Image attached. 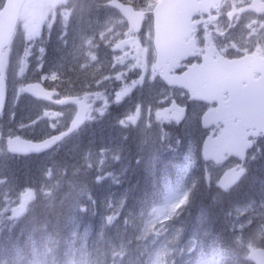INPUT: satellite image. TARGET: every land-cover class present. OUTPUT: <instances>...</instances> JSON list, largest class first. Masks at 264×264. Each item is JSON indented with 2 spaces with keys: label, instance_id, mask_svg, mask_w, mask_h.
<instances>
[{
  "label": "rangeland",
  "instance_id": "1",
  "mask_svg": "<svg viewBox=\"0 0 264 264\" xmlns=\"http://www.w3.org/2000/svg\"><path fill=\"white\" fill-rule=\"evenodd\" d=\"M121 1L135 5L138 10L148 11L159 0ZM232 1L237 3V5L243 3L241 0H230L226 10L230 9ZM98 2L102 3L104 1L98 0ZM86 5H83L81 0H25L12 47H8L0 55V69L2 68L4 71H7L10 85L9 102L4 111L3 118L0 120V131L4 135L3 142H0V161H7L11 158L5 150V138L20 137L40 140L64 129L65 126L61 125V123L64 121L69 122L74 113L70 108L56 110L50 105L33 102L21 91V87L25 83L32 81L54 83L58 81L60 85L61 82L69 81L70 78L72 79V75H75L76 83L81 84L82 77L85 75L87 80L90 79L93 89L95 85H93L92 81L96 78L97 83L100 82V87L98 86L95 90L98 92L102 91V93L95 99L96 104L94 109L90 111L88 121L92 122L98 116H103L106 124L108 126L110 124L119 134L114 136L115 142H110L113 138L112 134H106L110 140L106 144H104L105 140L102 141L103 144L99 149L92 150L86 145L82 151L81 149L79 150V154H81V158L79 159L86 164L88 169L94 165L97 181L99 185L102 184L105 188L103 191L98 188L101 193L98 199L102 201L99 203V207L102 209L100 213L104 216V219L107 218V222H111L117 215L124 200L123 196L126 191L122 189L123 183L119 179L123 178L129 166L134 167V172L141 169L148 174L151 171V166L153 165L151 159L154 156H149L147 143L149 141L152 147H158L164 136L162 135L163 131L161 129H154L152 123V121L161 122L163 118L155 119L153 115L149 119L151 120L149 122L150 125L147 124L149 121V108H154L157 118L162 117V110L159 108V105L161 103L160 99L164 97L157 98V96L160 93H165V90L154 86L153 102L150 98L147 99L146 92L142 87L136 91L137 99L128 97L129 89L139 80H142L143 74L149 68L145 52L150 44L151 34L147 35L148 32H145V36L133 37L134 45L132 47L123 45L119 48L116 44L124 38H129L126 21L115 11L98 7L93 9ZM94 10L96 15H98L99 11L105 12L103 25L98 33L108 32L110 28L115 30L114 34L107 35L105 60L101 62L96 61L95 63L86 61V64H81L67 59L64 55L63 58L59 59L58 63L53 56L49 57V59L54 63L51 60L47 63L44 62V64L37 63L36 60L39 58L37 55L45 50V44L41 38L44 32L50 34L52 30L57 31L58 29L53 27L56 22H58V27L65 29L68 26L70 18L78 11H85L92 18ZM241 21L240 19L236 20L238 23H241ZM146 30H150L149 26L146 27ZM239 37V35L234 36L233 39H238ZM247 41L248 38H246ZM52 50L55 51L56 48L52 47L50 51ZM11 51L13 52L12 58L10 57ZM96 51L95 49L90 54H97ZM74 52L77 54L76 50ZM114 62L117 63L116 66ZM150 73L155 74L151 70ZM110 75L113 78L117 75V80L111 79ZM101 76L105 77L99 78ZM109 79L112 81V84L108 82ZM120 80H123L122 87L117 94L120 97L113 99L116 102L115 111H119V119L121 120H117V122L120 125H117L113 120L117 116L115 114L109 119L108 124L105 119L108 118V114L104 113L103 109L105 101L108 100L106 90L112 88ZM51 86L54 85L52 84ZM168 92L172 93V95L167 96V98L181 97L180 91H174L175 93L172 91ZM196 109L193 108L191 110V113L183 124L178 126L179 128L172 125L168 139L162 141V146L167 147L168 145L169 149L167 150H169V154H172L179 161L174 165L176 170V177L174 179L164 176V170L169 166V158L162 160L163 163L157 162L154 167V169H157L159 166L161 170H159L158 178L160 179L159 183L165 188V193L162 195L161 201L151 207L145 214L143 231L144 236H147L148 247L146 253H148V256L140 259V264H163V257L166 256L164 254L165 251L170 246H173L174 239L179 233L178 228H168L167 226L171 224L170 217L176 212V209L183 206L186 201L187 187L190 184L187 177L194 165V159L197 157L198 159L201 158V138L204 134L198 128L197 117H199V114ZM68 112L69 115L67 116ZM140 112H143V116L141 121H138L136 118ZM171 136L175 138L173 145H171ZM117 139H119L118 142ZM69 143H71L70 139ZM129 149L135 152L136 157H129L127 153H120L121 150ZM180 150H182L181 153ZM252 151L246 153V162L243 163L246 169L248 167L247 162L252 157ZM163 152L165 151H161V153ZM47 157L45 156V158ZM53 167H48V170L43 174L44 180H50L53 177ZM202 169L204 178L208 183L211 180H215L216 183L218 175L222 172L210 164H203ZM149 177L148 174L146 178ZM44 186L46 187L42 188L43 194H48L51 189L46 184ZM33 197L34 191L31 189L21 188L19 184L11 185L6 178L0 179V233L5 228L9 230L13 227V223L22 216L28 204L33 200ZM222 217L229 227L227 231L230 232L231 236L233 235L232 239L236 245H239L241 239H245V243L239 248L240 260L243 257L247 258L250 250L259 246L264 248V224H262L264 223V189L260 192L258 199L241 201V203L234 204L229 210L223 212ZM187 244L191 248L195 246L194 242H190V240H187ZM44 251L46 255L50 250L49 248H45ZM206 251L208 254L202 255V258H196L190 264H209L213 262L212 257L214 256H218L221 259L220 262H222L227 257L225 256L227 252L224 250L223 244L215 246L214 249L208 248ZM33 253V255L37 256L36 251ZM9 254H12L9 264H28V261H30V259L22 261L24 258L16 246L11 248ZM0 264H8V260L5 261L0 258ZM29 264H40V262H36L33 259ZM107 264L118 263L115 258H110ZM183 264L188 263L185 262Z\"/></svg>",
  "mask_w": 264,
  "mask_h": 264
},
{
  "label": "trees",
  "instance_id": "2",
  "mask_svg": "<svg viewBox=\"0 0 264 264\" xmlns=\"http://www.w3.org/2000/svg\"><path fill=\"white\" fill-rule=\"evenodd\" d=\"M105 119L109 124V119ZM106 134H112L110 142H115L114 136L119 133L103 118L92 121L89 134L80 130L73 135L74 139H70L71 143L69 139L65 140L47 158L42 154L9 156V160L0 161V179L6 178L11 185L19 184L21 188L34 191L33 200L22 216L13 223V227L0 233V258L8 260L9 264L12 256L9 252L13 246L20 250L22 261L34 259L40 264H107L110 258H115L118 264H140V259L148 256L143 224L145 214L161 201L165 193V188L159 183V166L154 169L157 162H163L156 161L148 173L149 178H146V171L134 172V167L129 166L123 178L119 179L126 191L123 203L113 221L107 222L100 213L99 203L102 201L98 199L101 195L98 188L101 191L105 188L97 181L94 165L88 169L79 159L82 147L88 145L96 150L102 146V141L108 143L110 139ZM174 139L171 136V145ZM120 153L135 156L132 149L121 150ZM168 161L164 176L174 179V165L179 160L171 154ZM193 164L187 177L190 184L186 201L176 209L170 217L171 224L167 226L178 228L179 233L173 246L165 251L163 264H190L208 254V248L214 249L222 244L215 239L216 235H230L223 212L241 201L258 199L264 189V138L255 142L246 175L226 192L217 187L215 180L206 182L202 169L204 163L198 157ZM50 166H54V175L50 180H44L43 174ZM44 184L51 189L48 194H43ZM190 237L198 243L192 249L187 244ZM45 248L50 250L46 255ZM34 251L37 256L33 255ZM225 256L221 263L236 264L239 259L236 250L227 251ZM212 258L218 264L221 261L218 256ZM246 264H250L247 259Z\"/></svg>",
  "mask_w": 264,
  "mask_h": 264
},
{
  "label": "flooded vegetation",
  "instance_id": "3",
  "mask_svg": "<svg viewBox=\"0 0 264 264\" xmlns=\"http://www.w3.org/2000/svg\"><path fill=\"white\" fill-rule=\"evenodd\" d=\"M103 1L104 2L100 3L98 0H85V3L88 4L86 5L87 7H92L93 9H95V7L109 9V7L106 5L108 0ZM241 1H243L241 5H237V3L232 1L230 9L226 10L230 0H219L218 3H213L208 8L198 11L192 15L188 21V33L181 39L180 45L184 54L183 58L179 62L175 63V66H171L168 71V76H178L187 72L189 68L195 67L198 74H195L193 87L197 92L201 91L203 87L210 86L209 81H216L217 84H213V88L217 94V97L211 102L195 99L191 97L189 91L183 85H168L161 79V72L163 68L161 66H156V54L153 45L154 35L152 32V19L149 12H146L145 14L142 28H140L137 32L130 31L127 28L129 38H124L118 44H116L119 48H121L123 45H126V47H132L134 45L133 37L138 38L141 35L145 36V32H148L147 35L151 34L150 44L148 45V49L145 52L147 61L149 63V68L146 70V73L143 74L142 80H139L129 89L128 97L131 99H137L138 96L136 95V91L140 90L142 87L146 92L147 99L150 98V100L153 102L154 86L159 87L161 90H165V93H160V95L157 96V98L164 97L160 99L161 103L159 105V108L162 110V117H156L153 107L149 108L148 116V120L152 118L153 115L155 119L163 118L161 122L152 121L154 129H161V131H163L162 135L164 138L162 141L168 139L172 125H175L176 128H179L178 126L183 124L193 108H197L196 111H198L199 114V117H197V123L200 132L204 134L201 138L202 141L204 137L210 132L211 137H215L223 128L222 123H212L208 129H203L200 123L201 115L206 110H213L217 109L218 107H227L229 93L232 91H235L239 96L244 97L246 93V78L249 81L260 79L264 82V0ZM74 15L76 16L69 20L68 26L65 29L61 28L62 35H60V33L57 37L59 39V44L55 43L57 49L56 52H52L51 56L56 58L57 63L59 62V59L63 58L64 55L67 59L81 64H86V61L89 63H95L96 61L101 62L102 60H105L107 50L105 45L108 41L107 35L114 34L115 31L113 28H110L108 32L105 31L98 33L101 26L103 25L105 12L99 11L98 15H96L94 10V16L92 18L85 11L75 12ZM239 19L242 20L241 23L236 22V20ZM147 26H149L150 30H146ZM238 35L240 36L238 39H233L234 36ZM43 38L46 40L47 36H43ZM246 38H248L247 42ZM55 44L53 43L51 46H55ZM59 47H61L62 50H66V53L64 54L59 52ZM95 49L97 50V54H90V52L94 51ZM75 50L77 51V54L74 52ZM38 56L39 58L36 60L37 63L44 64V62L47 63L49 60H51L49 59L51 56L46 53V50L42 51L40 54H38ZM254 61L262 63L261 67L259 68L262 71L255 69L254 66L251 65V63L255 65ZM237 62L240 63L233 67V75L231 74L230 76L228 67L233 66V63ZM114 63L116 66L117 63ZM165 64L167 66L168 61ZM202 66L211 67L206 70L205 74H202V71H198ZM150 70L155 74H151ZM210 71H214L211 77L206 75V73ZM246 71L248 72L247 77ZM117 75L114 78L110 75L112 77L111 79L117 80ZM103 77L105 76H101L99 78ZM95 79L96 78H94L92 81L93 85H95L93 86V89L90 79L87 80L85 75L82 77L81 84L76 83L77 81H75V75H72V79L70 78L69 81L61 82L60 85L58 84V81L54 83H47L44 81L41 83L44 87L56 92L54 101L47 103L33 99L31 100L37 103L50 105L56 110L70 108V110L74 112V116L78 102H80L84 96L85 102L88 103L90 107L86 112V118L83 125L80 127V129L69 136L70 138L74 139L73 135L75 133L78 134L81 129L86 131L88 134L90 132L91 122L88 121V117L90 111L94 109L96 104L95 99L98 98V96L102 93V91L98 92L95 90L100 85V82L97 83ZM122 81L123 80H120L112 88L106 90L108 100L105 101L103 107L105 111L104 113L108 114V119H110L114 114L117 115L113 119L117 125H120L117 120L121 119H119V111H115L116 102L113 99L120 97V95L117 96V94L122 87ZM108 82L112 84L110 79ZM52 84L54 86H51ZM253 86L259 88V90L264 89L262 87L261 81L254 83ZM168 91H172L173 93H175L174 91H180L181 97L167 98V96L172 95V93ZM69 97H76L77 99L75 102L67 104L61 105L57 103L60 100ZM117 102L121 103L120 101ZM244 105L245 103L243 106ZM172 108H175L177 111L184 114L181 120L175 119V111ZM68 115L69 112L67 113V116ZM142 116L143 112H140L136 119L141 121ZM101 117L102 116H99L98 118ZM150 121L151 120H149L147 124H149ZM235 121L236 119H234L232 122ZM68 124L69 122L67 121L61 123V125H64L65 128L68 126ZM122 124L124 123L122 122ZM162 141L158 147H152L148 141V154L149 156H154L151 159V163L159 159L165 160L169 158L170 154L169 150H167L169 147L168 145L167 147L162 146ZM161 151L165 152L161 153ZM236 160L237 159L235 158L229 157L224 164L213 166L220 169L221 171H224L230 166H235L238 161ZM244 162H246V157ZM232 236L231 234H220L216 235L215 239L219 240L223 244V248L226 252L233 251L234 249L238 251L237 254L239 255V259L236 264H246V258L243 257V259L240 260L239 254V248H241V245L245 243V239H241L239 245H236L233 242ZM190 242H194L195 246L198 245L196 239L193 237L190 238ZM256 248H260V246Z\"/></svg>",
  "mask_w": 264,
  "mask_h": 264
},
{
  "label": "water",
  "instance_id": "4",
  "mask_svg": "<svg viewBox=\"0 0 264 264\" xmlns=\"http://www.w3.org/2000/svg\"><path fill=\"white\" fill-rule=\"evenodd\" d=\"M23 1L4 0L0 7V51L12 38ZM215 2L217 3V0H160L153 8L155 62L157 67L161 66L163 68L161 78L168 85H183L188 82L185 81L182 75L175 77L168 76L169 68L175 66V63L183 58L184 54L180 45L181 39L188 33V21L192 15L198 10H204L208 4L212 5ZM107 5L114 7L121 13L126 19L129 29L134 32L139 30L144 15L142 12H136L130 5L122 4L117 0H111ZM167 61L168 64L166 66L165 63ZM239 63H233V66L228 67L229 71H232L233 67ZM251 65L253 66V63ZM254 68L257 69V67ZM213 73L214 71H210L206 75L211 77ZM209 82L211 83L210 86L204 87L199 92L189 90L191 97L206 102L215 100L216 94H213V84L217 83L215 81ZM246 82L249 83L247 78ZM253 84L254 81H251L250 85ZM262 84L264 85V82ZM186 88L188 89V87ZM254 88L246 89L245 108L241 106L242 98L238 102L239 97L231 95L229 107L209 110L203 113L200 119L203 129L209 128L212 123L221 122L223 124L220 134L215 138L211 137V132L204 138L201 145V157L204 162L210 161L214 164H221L228 157H234L242 163L246 152L252 147V140L250 138H255L260 134L264 136V89L254 90ZM21 89L25 94L44 101H52L53 96L56 94L55 91L47 90L37 82L26 83ZM253 90L254 92H252ZM202 94L204 96H201ZM5 99V83L3 77L0 76V113L4 108ZM75 99L67 98L63 103L73 102ZM58 103H62V101ZM87 109L88 104H84L83 100H81L68 128L41 141H31L20 137L6 138V151L13 155H29L39 154L51 149L63 138L80 127L84 121ZM172 109L175 111V119L181 120L183 113L177 111L175 108ZM235 118H237V121L234 123L232 121ZM239 166L240 164L228 168L219 176L217 180V187L219 189L226 191L238 182L245 173V169ZM247 256L253 264H264V250L261 248L251 250Z\"/></svg>",
  "mask_w": 264,
  "mask_h": 264
},
{
  "label": "bare ground",
  "instance_id": "5",
  "mask_svg": "<svg viewBox=\"0 0 264 264\" xmlns=\"http://www.w3.org/2000/svg\"><path fill=\"white\" fill-rule=\"evenodd\" d=\"M161 171V170H160Z\"/></svg>",
  "mask_w": 264,
  "mask_h": 264
}]
</instances>
